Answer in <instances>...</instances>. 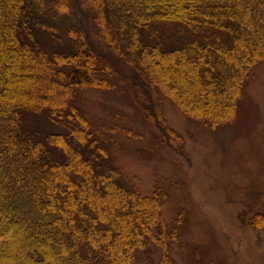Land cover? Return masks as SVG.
I'll return each instance as SVG.
<instances>
[{"label": "trees", "instance_id": "16d2710c", "mask_svg": "<svg viewBox=\"0 0 264 264\" xmlns=\"http://www.w3.org/2000/svg\"><path fill=\"white\" fill-rule=\"evenodd\" d=\"M74 1L86 35L50 23L79 18L72 0H0V264H174L169 242L186 221L164 220L169 189L141 194L107 138L126 120L94 125L80 106L82 91L112 90L117 72L91 35L142 97L162 141L184 156L159 95L213 129L238 119L264 62V0ZM42 119L56 128L35 129Z\"/></svg>", "mask_w": 264, "mask_h": 264}, {"label": "rangeland", "instance_id": "374dc122", "mask_svg": "<svg viewBox=\"0 0 264 264\" xmlns=\"http://www.w3.org/2000/svg\"><path fill=\"white\" fill-rule=\"evenodd\" d=\"M72 1L79 18L70 13L50 23L80 28L78 20L85 17ZM82 25L91 34L88 20ZM94 33L92 44L117 69L111 77L114 88L82 91L80 106L94 125L116 126L121 122L117 114L126 120L122 130L107 138L114 164L141 194L151 197L159 187L169 189L162 206L164 220L168 225L177 216L186 221L179 241L169 242L173 263L264 264V62L245 85L241 115L218 129L187 117L159 95L167 125L184 140L182 156L162 141L142 97ZM41 42L50 44L48 38ZM47 122L36 121L33 127L56 128Z\"/></svg>", "mask_w": 264, "mask_h": 264}]
</instances>
